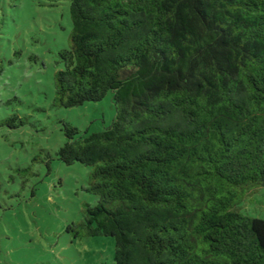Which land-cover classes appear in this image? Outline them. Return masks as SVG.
<instances>
[{
    "label": "trees",
    "instance_id": "trees-1",
    "mask_svg": "<svg viewBox=\"0 0 264 264\" xmlns=\"http://www.w3.org/2000/svg\"><path fill=\"white\" fill-rule=\"evenodd\" d=\"M68 1L54 105L112 92L115 116L62 121L55 157L97 196L67 230L112 237L114 264H264V220L238 206L264 187V0Z\"/></svg>",
    "mask_w": 264,
    "mask_h": 264
},
{
    "label": "rangeland",
    "instance_id": "rangeland-1",
    "mask_svg": "<svg viewBox=\"0 0 264 264\" xmlns=\"http://www.w3.org/2000/svg\"><path fill=\"white\" fill-rule=\"evenodd\" d=\"M72 30L68 0H0V264H114V239L73 236L82 229L90 166L55 157L65 142L62 121L80 134L100 131L115 116L112 92L100 101L54 105L53 76ZM52 160L47 165L48 158ZM264 220V187L238 204Z\"/></svg>",
    "mask_w": 264,
    "mask_h": 264
}]
</instances>
